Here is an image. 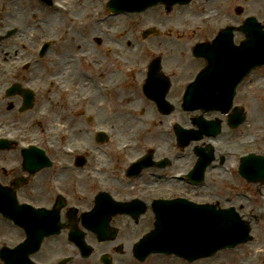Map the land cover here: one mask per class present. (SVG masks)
<instances>
[{
	"label": "flooded vegetation",
	"instance_id": "obj_1",
	"mask_svg": "<svg viewBox=\"0 0 264 264\" xmlns=\"http://www.w3.org/2000/svg\"><path fill=\"white\" fill-rule=\"evenodd\" d=\"M61 1L65 4L67 3L69 5H72L67 0H61ZM236 2L238 4H235ZM214 6L217 9V13L212 11V7H214ZM238 6H240L242 8L241 12L236 11V7H238ZM205 9H207V13L204 14L201 11L205 10ZM30 14H31V6H20L17 4L12 5V21L27 22L26 18H29ZM186 15L190 19L193 18L196 20L199 19L200 16H202V15H216V18H214V20L205 27L207 34H209L213 31L214 26L224 25V24L240 26L243 23H245L248 19H251L249 21L252 24V27L254 30L257 29V25H258L260 27L261 31H264V0H212V1L208 2V4H206V5L202 4V3L199 5H196L194 8H192L189 11H187V8H185V7H177L176 11L174 13H172L171 15L164 14V15L159 16V17H160V21L163 22V24L177 26V25H184L185 24V22L187 20ZM55 24H57V22H55ZM45 26L47 28H49V25L46 24ZM13 28H14V26H13ZM14 39H15V33L12 35V40H14ZM243 39H244V36L242 34L236 33V36L234 34L233 41H234L236 46L240 45V43ZM151 42H152L153 47H155L157 49L166 48V47H171V48L175 49L177 46V41L175 39H166V40L155 39V40H152ZM101 44H102V41H101ZM181 51H182V49H181ZM109 52H112V50H109ZM127 57L137 59L138 55L127 54ZM181 57H182V59H184L183 55H181ZM199 64L201 66L202 63L200 62ZM199 64H195L192 61H190L189 64L187 65L186 69L189 68V69L194 71V68L197 67V65H199ZM186 69L184 68L183 63L181 61H179L176 58H173V73H172L173 81L172 82L175 83V82L181 80L183 74L186 73ZM122 70L123 69H117L116 71H113V72H110L107 74L105 72L104 74H102L103 76L110 74L107 77H108V79H111V80L118 81L120 79H125V81H126V84L123 86L124 90H122L120 93L121 95L116 96V97H112L111 100L108 101V108L112 114H123V113L118 112V109H117L118 105L122 104L123 102L136 104L137 107L142 111L140 113L141 115H143L147 118H152V121H153L152 128L145 135L146 140H147L146 142L152 143V142H154L155 138L160 136L162 134V132L168 128L169 121L166 120L168 117H165L164 120L159 119L160 118V111H159L158 105L155 102L151 101L144 94L143 91H142V95L135 96V91H136L137 85H135L134 83H136V82L139 83L140 82L139 78H141V80H142V79H144V76H142L140 74L135 75L134 73L127 74V73H124ZM191 73L192 72H190L189 75L187 76V80L193 78L194 74L191 75ZM190 75H191V77H189ZM130 81H131V83H130ZM246 83L247 84L245 85V88H244L245 91L246 92L250 91L251 94L254 93V98L256 99V93H257V89H255L256 85L259 84V85H262V87H264V67L261 68V72L253 73L250 78H247ZM69 84H71V86H73L72 82H70ZM262 98H263V103H264V90L262 92ZM240 99H245L248 101L247 96H241L237 100H240ZM167 100L169 102H171L172 104L176 103L177 101H180V99L177 98V96H175L172 93L168 94ZM63 103H66L65 99H64ZM238 104H240V103L236 104V97H235L234 98V105L237 106ZM65 106L66 105L63 104V108ZM134 107H136V106H134ZM230 111H231V108L226 113H218L217 114L223 122V132L220 135H222L224 133V131L227 129H229L232 132L237 130V129L232 130L230 128V126L225 125V120L228 119ZM61 112H62V109H61ZM93 112L95 113V115L98 117L99 120L103 121L104 124L109 126L108 122L111 120L110 119L111 115H110L109 111L106 110L102 114L98 109H94ZM210 115L211 114H208L207 117H211ZM172 116L173 115H170L169 117H172ZM192 116H193L192 113H189V115L186 116V119H185L186 123L185 124L190 123ZM79 117H80V114L75 116L74 124H73L74 129H72V130L78 131V134L73 137V141H72V144L75 147L81 146L80 145L81 138H80V133H79L80 132V118ZM259 123L260 122L257 120V118L254 117L248 124H246L244 126V132L237 131V132L233 133L232 135L221 136L218 138V140H216V141L213 140V142L219 144L223 148L239 146L240 142H247L248 138H254L257 135V133L259 132V130H258V124ZM115 133L118 135V133H119L118 130H115ZM86 134L89 135L90 142H95L96 131L94 130V128L90 129V131L86 132ZM220 135H218V136H220ZM263 144H264V141H262L261 145H263ZM159 151H160V149H159ZM162 152L164 154V156H162V157H160L158 155L159 152L154 153L155 158H157V159L168 158L169 159V166H166L165 168L164 167L163 168H149V169L145 170L142 173V175L140 176V180H142L143 178H148V179H151L155 182L154 188L152 189L153 195H154L153 199L169 197L171 195H175L177 192L185 193L183 196H188V194L195 193L196 190L190 188L188 185H186V183H183V182L178 183L176 180H173L171 178V173L175 172L179 168L175 167L173 160H171V158H169V156H170V157H172V159H174L172 153H169L166 151H162ZM143 153H145V151L140 152L139 156ZM217 153H218V150H217ZM217 159H218V161H220V159H221V164L225 162V156H222V155L220 156L218 154ZM188 160H191L190 157H188ZM72 167L78 171H81V168L78 166V161H75V160L72 161ZM117 170L118 171L120 170L119 167L117 168ZM73 173L80 174V172H77V171H74ZM69 174H70V172H68L65 175H69ZM233 175H234L233 180L236 184L244 183L238 174L233 173ZM62 178H64V176H62ZM114 181L117 182L116 180H114ZM60 183H61L63 192L72 201V197L69 196L68 191L66 190V184L63 181ZM246 183L247 184H243V187L238 188L239 192L251 190V187H250L251 184H249L247 181H246ZM121 185L128 190H137V191L142 190V184L139 182H135V183H132L130 185H124V184H121ZM71 206L79 207V205H77V204L69 205V203H68V206L64 209V212H61L62 222L70 225L71 222L77 221V225L79 226L80 225V223H79L80 219H79V217H77L78 212H71L70 213L69 210H70ZM237 207H238L240 212H247V206L244 203H242L241 201H239L237 203ZM130 218L128 216L127 218H125L126 222H123V225L126 226V223H127L134 230L132 232L127 227V230L125 231V236L127 238L133 237V233H135V232L139 233V234H143L147 229H150L152 227V224H151L152 220L148 222L145 220H141V218H140L139 220L134 221L132 218H131L132 220ZM114 223H115V219H113L112 225L121 229L117 225V223L116 224H114ZM63 233L65 234L66 239L64 236L57 237V238L50 237L52 239L49 240V241H51V243H49V244L53 247V249L51 251L52 256H55V255L63 252L64 249L62 247L66 246V245L76 248L74 244L69 242L67 230L64 231ZM254 236H255V241L252 242L251 244H249L246 249L236 248L233 252L234 256H229L228 254L225 255V253H222L221 255H219L216 258L217 262L219 264H264V224L254 226ZM121 240H122V231L119 230L117 239L115 241L105 242V244H107V248H106L105 252L109 253V255H110L109 256L110 264H209L208 259H204V260L201 259V260H198L195 262H189V261H186V260L181 259V258L164 256V255L150 256L144 262H139L134 258L132 260H129V261L124 260V259L120 258L119 256H115V255H119V254H125L124 251H123V253L119 252V246L120 245H122V248H123L122 250H124L123 242H119ZM129 243H131V242H129ZM98 244H102V243L98 242ZM126 254L132 255V252L129 251ZM243 254L248 255V257H242ZM95 257H97V259H99L98 256H95ZM161 258L170 259V261H172V263L163 261ZM222 259H224V260H222ZM74 261H75V258L73 259L72 262H74ZM72 264H75V262Z\"/></svg>",
	"mask_w": 264,
	"mask_h": 264
},
{
	"label": "rangeland",
	"instance_id": "obj_2",
	"mask_svg": "<svg viewBox=\"0 0 264 264\" xmlns=\"http://www.w3.org/2000/svg\"><path fill=\"white\" fill-rule=\"evenodd\" d=\"M1 1L4 4V6L7 7V1L6 0H1ZM67 1H69L72 4L71 9L74 13L72 15L76 16V17H79L81 15L82 17L79 20L83 21V23L88 22L89 24H80L77 27H72L68 24V21H67V19H69V16L65 15L66 17L57 18V24L56 25L47 28L45 26V21L47 20V18L49 16L48 13L42 14V12L40 10H37V9H36V12L39 13L38 17L41 18L42 21L40 23H34L33 20L35 18H32V19L26 18L27 22H24V26L26 28H29V30H30L28 33H32V34L34 33V35H36V38H38L39 35H46V36H56L59 39V44L57 47H55L53 49V52L50 55L51 57L50 58L48 57L46 65L42 64L41 69L43 71L45 68L48 69V67L50 68V70H57L58 71L59 64H58L57 56L63 57V61H67V59L69 60L70 54L74 51V48H72L74 43H76L78 40L84 39L86 37L88 38V40L86 41L88 43H89V40L91 39V37L100 38L102 40V45H96L98 51L97 52L93 51L92 55L88 54V58L86 60H83V61H79L77 59V57H78L80 52H84V49H81L80 51H77L76 53H74V55H73L74 60L76 59V61L78 62V64H76V65L81 67L80 71L84 74V76H87V74H89L88 71L91 69V67L89 69H87L85 67V65L86 64L91 65L92 64L91 59L94 61L95 66H97V64L100 62H105L103 70L100 69V70H98V72H101V71H104L107 69H121L123 66V63H118L115 58L119 57V56H124L122 54H126L133 49V46L127 45V42L128 43L130 42L132 45L138 44L140 46L148 44L149 39H143L142 38L140 28L142 26H144L143 28H145L148 23L149 24L156 23L157 21L160 20L159 14L155 11V9H153V10L149 11L148 13L143 14L144 16H134L131 18H127L126 16H120L116 19L114 18V19L110 20L105 25L104 24L99 25L96 23V21H95L96 19L88 20L85 17V13L88 15V14H91L92 12H94L95 9H98L99 8V2L101 0H67ZM18 3H20L22 5V2L18 1ZM22 6H25V4ZM7 10L8 9H5L3 11V13L0 15L1 16L0 20L5 22V23L0 24V28L12 26V20H8L5 17V13L7 12ZM212 11L217 13V9L215 6L212 7ZM6 22H8L10 24L7 25ZM161 23L163 24V22H161ZM23 42H24V44L26 43L25 41H23ZM34 45L36 46L37 43ZM109 45L112 46L114 49H116V53L114 55H111L110 53H108L107 47ZM121 45H122V47H121ZM12 46H13V44H12ZM22 49L23 48H21V45L18 42L17 51H19L20 53L19 54H13L12 60H11V58H6L5 60L4 59L1 60L2 56H0V79H2L4 76V74L2 72L3 68H5L6 70L7 69L11 70L15 66L16 63L20 62V60H19L20 58H24L25 52H23ZM24 49H25V47H24ZM4 51H5V47L1 46L0 55L5 54V53H3ZM138 59L139 60H146V58H144L143 56H139ZM129 62H132L131 58H128L127 63H129ZM74 65H75V63H74ZM197 68H198V66L194 69V71L189 69V68L186 69L185 76L187 77L190 72H192L191 75L194 74V72L197 71ZM191 75L189 77H191ZM82 79L84 80V79H86V77H82ZM83 83H86V82H83ZM56 97H57V101L60 102L58 93H56ZM1 103L4 104V101ZM130 106H137V105L127 103V102H123L122 104L117 106V109L121 110L123 108H128ZM2 109H3V111L0 113V123H1L0 126L8 125L11 127V129H12V127L16 128V129H20V130H22L23 133L27 134L28 136L37 135L39 133V130L42 132L43 135L46 136L45 132L47 130H49L51 122L56 121V124L60 123L58 121L59 116L56 115L58 113V111H53L54 113L49 112V121L47 122V124L46 123L44 124V126H43L44 130H42L41 128H38V126L36 125V122L33 124V122L30 119L12 118L14 115V112H12V116H11V115H8L7 109H5V107H3ZM132 116H133V118L134 117L137 118L138 121L145 120L144 119L145 117H143L141 114H136V115H132ZM119 119H120V115L118 114L112 120L119 121ZM12 123H14V124H12ZM61 123H65V122H61ZM58 134H59L58 132H55L56 136ZM83 138H84V141L81 142L82 146H84L86 144L87 140L89 141L87 136L83 135ZM126 139H127V137H124L123 141ZM98 156H101V155L100 154L99 155H93L91 157V161H93V165H92L90 170H92V171H96L99 163H101V161L99 159H97ZM101 157L108 159L105 154H104V156H101ZM2 173L3 172H2V169L0 167V175ZM45 181H46V178L42 179V181L37 185L36 189L33 190L34 191L33 196L42 197L43 195L47 194V184H45ZM69 182H70V179L66 178L65 183H69ZM90 184H92V185L90 186ZM101 186L102 185H100L98 182L92 180L89 176H88V180H87L86 177H82L80 174H75L74 175V182L72 183V185L68 186V190L70 192H72L73 194H75V192L77 190H79L81 192L80 196H86L88 194L93 195L94 192L97 191ZM211 186L217 187L218 184L212 183ZM122 191H125V190L122 189ZM202 194L203 195L209 194L208 197L211 198L210 200L216 201L212 198H215V195L217 194V192L216 193H202ZM260 209H264V206L262 204L256 205L254 212H256L257 210H260ZM256 217H257L256 219L258 222H260V221L264 222V212L258 213ZM4 236L10 237V242H12V238L15 240H18L20 238L22 239L25 237V234H24V231L22 229L16 228L14 226L13 222H11L9 220L2 219V216L0 215V238L4 237ZM48 243H51V241H48ZM105 245H107V244L101 245L100 247L103 248ZM49 246H51V245H49ZM48 254H49V252H48ZM48 254H46V255H48ZM226 254H229V253L226 252L225 255ZM161 259L163 261L172 263V261H170V259H166V258H161ZM215 259L213 261H215ZM222 260H224V259H222ZM85 262H87V264H94V261H91L90 259L87 261H79L76 264H85ZM208 262H212V261H208Z\"/></svg>",
	"mask_w": 264,
	"mask_h": 264
},
{
	"label": "water",
	"instance_id": "obj_3",
	"mask_svg": "<svg viewBox=\"0 0 264 264\" xmlns=\"http://www.w3.org/2000/svg\"><path fill=\"white\" fill-rule=\"evenodd\" d=\"M147 0H144V2H142V0H113V2L111 3V7H113L114 9L117 10H121V11H135V10H140L143 9V7L147 6L148 2H146ZM155 3V2H154ZM195 212L193 215L194 219L197 220L196 222H198V225L201 226V223H204L206 221V212L203 213V216L201 218V214L199 213L200 211H198V209H194ZM185 211L180 213V217L181 219H183V217L185 218V215L183 214ZM209 218L210 217H217L219 215L218 212H207ZM226 216H228L227 220H225L224 222H217V221H211L210 223L215 225V228L213 230H211V232L208 233V238L211 239V243L207 245H204L203 251L204 253L208 252H213L214 250L218 249L220 246H222V239H220L219 237V232L221 229V232L223 233H232L234 231L233 226H234V222H235V218L233 217L232 214L230 213H224ZM188 218H190V214L188 213L186 216V220H188ZM183 224H187L186 222H184ZM221 224V225H220ZM185 233V231H184ZM197 234V229L195 231V235ZM225 244L227 245L228 243V238L224 239ZM185 238H184V246H185ZM12 264V263H9Z\"/></svg>",
	"mask_w": 264,
	"mask_h": 264
},
{
	"label": "bare ground",
	"instance_id": "obj_4",
	"mask_svg": "<svg viewBox=\"0 0 264 264\" xmlns=\"http://www.w3.org/2000/svg\"><path fill=\"white\" fill-rule=\"evenodd\" d=\"M150 11H151V10H150ZM148 12H149V11H148ZM148 12H147V13H148Z\"/></svg>",
	"mask_w": 264,
	"mask_h": 264
}]
</instances>
